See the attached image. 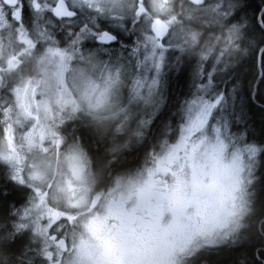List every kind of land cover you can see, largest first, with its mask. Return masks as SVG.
Instances as JSON below:
<instances>
[{"label": "snow or ice", "instance_id": "obj_1", "mask_svg": "<svg viewBox=\"0 0 264 264\" xmlns=\"http://www.w3.org/2000/svg\"><path fill=\"white\" fill-rule=\"evenodd\" d=\"M0 264H264V0H0Z\"/></svg>", "mask_w": 264, "mask_h": 264}]
</instances>
